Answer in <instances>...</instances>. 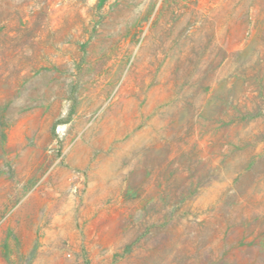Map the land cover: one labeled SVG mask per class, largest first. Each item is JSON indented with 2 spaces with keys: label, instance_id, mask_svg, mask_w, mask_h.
Segmentation results:
<instances>
[{
  "label": "rangeland",
  "instance_id": "obj_1",
  "mask_svg": "<svg viewBox=\"0 0 264 264\" xmlns=\"http://www.w3.org/2000/svg\"><path fill=\"white\" fill-rule=\"evenodd\" d=\"M0 264H264V0H0Z\"/></svg>",
  "mask_w": 264,
  "mask_h": 264
},
{
  "label": "crops",
  "instance_id": "obj_2",
  "mask_svg": "<svg viewBox=\"0 0 264 264\" xmlns=\"http://www.w3.org/2000/svg\"><path fill=\"white\" fill-rule=\"evenodd\" d=\"M44 180H46L47 183H50V181L52 180V182L57 185V179L55 175H52L51 177L47 176ZM43 251H46V249H44Z\"/></svg>",
  "mask_w": 264,
  "mask_h": 264
}]
</instances>
